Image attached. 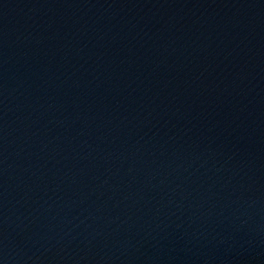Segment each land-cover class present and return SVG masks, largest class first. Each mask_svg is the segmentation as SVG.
I'll return each instance as SVG.
<instances>
[{
    "label": "water",
    "instance_id": "water-1",
    "mask_svg": "<svg viewBox=\"0 0 264 264\" xmlns=\"http://www.w3.org/2000/svg\"><path fill=\"white\" fill-rule=\"evenodd\" d=\"M0 264H264V0H0Z\"/></svg>",
    "mask_w": 264,
    "mask_h": 264
}]
</instances>
